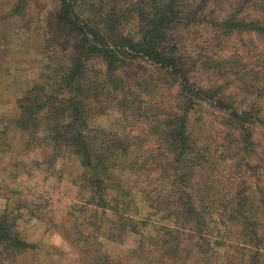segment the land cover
<instances>
[{"label":"rangeland","instance_id":"rangeland-1","mask_svg":"<svg viewBox=\"0 0 264 264\" xmlns=\"http://www.w3.org/2000/svg\"><path fill=\"white\" fill-rule=\"evenodd\" d=\"M129 1L75 0V6L98 19L114 5L122 12ZM15 3L0 0V216L5 214L11 231L31 246L17 251L0 242V264H99L100 255L118 264H219L229 255L233 264L250 263L249 245L237 247L242 245L234 233L238 225L228 220V196L235 190L233 178L242 173L251 191L264 193V1L210 0L199 18L179 28L187 94L180 92L183 75L175 80L141 57L127 60V66L119 63L123 79L109 92L104 64L90 60L99 87L108 84L88 112L91 135L103 134L102 140L116 135L127 146L109 170L114 184L108 186L106 206L91 200L76 154L54 157L52 146L40 138L43 129L27 139L12 122L19 113L17 99L65 59L46 40L45 17L56 1L28 0L13 11ZM199 88L217 93L222 102L197 95ZM174 112L185 119L190 148L185 157L193 160L182 169L203 217L202 234L190 228L193 220L185 225L169 202L175 193L164 172L176 163L161 134L162 122L167 128ZM147 143L159 148L157 153H141ZM115 183L121 193L112 209ZM227 228L233 234L218 243L217 232ZM178 232H184L181 239ZM171 235L178 237L173 239L179 250L164 257L163 241Z\"/></svg>","mask_w":264,"mask_h":264},{"label":"trees","instance_id":"trees-1","mask_svg":"<svg viewBox=\"0 0 264 264\" xmlns=\"http://www.w3.org/2000/svg\"><path fill=\"white\" fill-rule=\"evenodd\" d=\"M55 1V5L45 17L46 40L52 41L55 49L65 55V59L51 66L45 75L17 99L19 113L11 119L16 126L27 132V139L39 128L43 129L45 133L40 138L52 146L54 157L63 152L76 154L85 167L87 182L92 192L91 200L106 206L109 202L108 186L112 187L114 184L111 183L109 170L127 146L122 145L121 139L116 135L104 140L101 138L103 134L91 135L94 129L88 125V112L92 110V102H100L101 92L104 94L108 84L99 87L100 82L93 75L95 69L91 68L90 60L97 57L104 64V74L108 75V82L111 83V87H107L109 92L113 91V88H119L118 82L123 79L122 75L118 74L119 63L127 66V60L135 57L145 58L157 69L172 74L175 80L176 76L181 78L185 72V57L180 53L178 30L183 24H189L191 20L199 18L210 0H130L122 12L116 11L114 5L108 14L99 15L98 19L89 13L78 12L75 0ZM239 1L243 3L250 0ZM27 2L28 0H16L13 11L22 10ZM127 12H130V15H127ZM179 84L180 92L187 94L191 91L186 75H183ZM207 91L208 89L199 88L196 94L222 102L220 95L218 97L212 90L210 93ZM173 114V117L169 116L167 128H163L162 122L164 133L161 134L162 138L165 134L164 141L174 156L172 162L176 163L174 169L164 172L168 173L167 176L171 180L169 190L175 193L169 202L175 206L178 218L181 217L185 225L190 227L193 220L195 226L191 225L190 228L202 234L203 217L191 198L188 181L182 169L189 160H193V157H185L190 149L187 150L189 144L185 134V119L183 114ZM235 116L240 117L238 113ZM154 133L156 130L148 132V139ZM94 139L101 142L98 143ZM140 150L150 156L155 151L157 153L159 148H150L147 143V146L141 145ZM200 159L203 161L204 156ZM241 176L233 178V184L236 186L228 196V206H232L228 220L238 225L234 233L240 238L242 245L237 247L245 249L249 245L252 255L249 254L248 264H264V193L259 191L256 194L257 191H251ZM114 186L117 191L110 197L113 201L110 204L112 209L116 208L121 193L116 183ZM224 213L222 212L223 215ZM0 217V242H5L7 247H17V251L31 246L11 231L5 214ZM230 230L227 228L223 233L219 229L216 234L218 243L226 242L225 238L232 233ZM181 233L176 234L180 239ZM169 234L174 233L170 231ZM176 235H171L163 241L168 245L162 252L164 257L171 258L172 252L179 250L173 239ZM96 257L93 256V259ZM99 257V264H118L116 259L103 258L101 255ZM231 257L232 255L227 256L226 261L219 264H233ZM87 264L91 263L88 261ZM240 264H246V260L240 259Z\"/></svg>","mask_w":264,"mask_h":264}]
</instances>
